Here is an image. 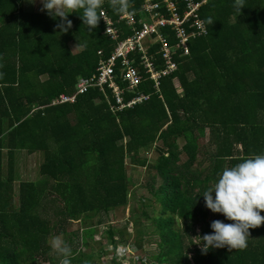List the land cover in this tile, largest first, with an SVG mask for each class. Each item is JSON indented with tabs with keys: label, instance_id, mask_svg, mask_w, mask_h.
<instances>
[{
	"label": "trees",
	"instance_id": "16d2710c",
	"mask_svg": "<svg viewBox=\"0 0 264 264\" xmlns=\"http://www.w3.org/2000/svg\"><path fill=\"white\" fill-rule=\"evenodd\" d=\"M131 2L137 8L142 0ZM233 3L206 0L198 13L207 33L190 38L188 55L175 57L177 70L160 80L158 91L144 74L135 91L148 94V101L113 113L98 90L73 104L50 105L73 93L78 77L95 72L99 50L104 57L112 52L104 20L89 33L82 13H73L71 29L61 33V21L47 12L24 10V0H0V264H59L49 241L65 236L74 221L87 225L74 236L89 247L102 215L108 220L130 200L127 163L151 173L150 196L141 206L158 204L151 220L159 250L146 264H264V226L249 230L245 250L202 254L193 239L211 234L214 220L232 223L208 210L202 196L222 169L264 154V0H245L239 16ZM103 10L118 17L107 0ZM120 28L119 39L131 34L123 23ZM164 33L176 42L169 28ZM78 41L86 47L74 52ZM145 150L156 155L148 165L139 156ZM23 152L42 157L41 179L19 181L16 162ZM104 229L109 251L115 236L124 242L125 230ZM135 232L141 249L146 231ZM71 249L73 264H94L92 253Z\"/></svg>",
	"mask_w": 264,
	"mask_h": 264
},
{
	"label": "built area",
	"instance_id": "2783aa9c",
	"mask_svg": "<svg viewBox=\"0 0 264 264\" xmlns=\"http://www.w3.org/2000/svg\"><path fill=\"white\" fill-rule=\"evenodd\" d=\"M205 1L143 0L138 9L132 4L131 11L134 15H118L116 19L108 18L104 10L106 23L104 21L103 33L114 42L112 52L108 57H104L102 50H99L97 55L100 59L95 72L89 77H78L74 92L62 93L50 105L73 104L78 96L90 90H98L113 113L148 101V94L135 91L143 80L142 76L145 74L158 91L160 80L177 70L175 57L188 55L190 38L207 33L206 25L198 13ZM121 23L131 31V34L123 39H119L122 33ZM166 28H169L176 39L173 44L168 40L170 34L164 33ZM155 44H158V47L150 52ZM126 94L132 96L126 99ZM117 245L130 248L127 255L128 264H146L145 258L135 253L134 246L126 243ZM112 258L117 260L114 251Z\"/></svg>",
	"mask_w": 264,
	"mask_h": 264
},
{
	"label": "clouds",
	"instance_id": "9594fccd",
	"mask_svg": "<svg viewBox=\"0 0 264 264\" xmlns=\"http://www.w3.org/2000/svg\"><path fill=\"white\" fill-rule=\"evenodd\" d=\"M28 2L35 4L36 0H28ZM39 2L43 6L41 11L61 21L56 25L61 33L71 29L72 22L68 16L73 13H82L79 16L89 33L99 26L101 19L105 21L103 10L105 0H39ZM107 2L122 17L134 15L131 11L134 5L131 0H107ZM244 7L245 0H234L233 8L238 16L241 15V9ZM206 22L211 25L214 23L211 18ZM84 47L86 42L78 41L75 49ZM202 196L208 210L214 214H222L232 222L214 220L210 225L211 234L193 238L199 241L197 245L201 247L202 254H207L210 249L225 247L230 251L245 250L250 238L249 230L264 226V216L261 215L264 212V154L244 158L234 166H225L218 174L216 182L212 187L207 188ZM49 244L59 258V264H71L73 252L62 234L53 236ZM110 250L114 251L119 264H128L129 247L117 245Z\"/></svg>",
	"mask_w": 264,
	"mask_h": 264
},
{
	"label": "rangeland",
	"instance_id": "374dc122",
	"mask_svg": "<svg viewBox=\"0 0 264 264\" xmlns=\"http://www.w3.org/2000/svg\"><path fill=\"white\" fill-rule=\"evenodd\" d=\"M42 4L39 2V0H36L35 4H31L28 2V0H24L23 8L26 11H34V12H44L41 11ZM73 47V51L76 52L77 50ZM42 77L41 79H43ZM206 138L201 139V144L206 143ZM201 149H204L205 146L201 145ZM150 150V149H149ZM145 150L143 152L139 153V156L141 158H146L147 163L146 165L152 163L156 159V155L153 153V151ZM17 157L19 158L16 162V175L19 181H27L28 179L39 180L42 178L41 175H39L38 172V166L40 165L41 158H37L34 154H26L21 153L18 154ZM5 157H4V173L6 171L5 167ZM182 159H185L182 157ZM127 173L130 177V200L129 202L121 206L117 209H115L110 215L108 220H106V216L102 215V224L98 225V228L96 229V234L94 235L93 239L89 242V247L83 248L77 241V238L75 237L76 234L79 237L82 233V230L87 227L86 224H83L82 221H74L69 223L65 228L66 235L63 236L68 245L71 248H78L82 253L84 254H93V263L94 264H118L117 260L113 262L112 258V252L109 251L110 244L107 240V238L102 235V232L105 230L104 228L106 225H110L113 228L117 230H125V234L123 235V241L122 243L129 244L131 246H134L136 248L135 253L137 255H141L145 258L146 261L150 258L152 255L158 254V242L159 238L158 235L153 231L154 225L152 224V218L156 216L158 210V204L156 202L150 201V206H141V202H146L145 200L149 198V192L145 187V184L150 176V171L148 170V167H140L135 166L133 164L127 163L126 165ZM38 178V179H37ZM19 181H15L13 183V187L15 189H18ZM31 181V180H30ZM58 204V203H57ZM143 212L147 216H143ZM96 218L93 220V224H95ZM139 220V223L135 226L134 221ZM143 229L146 231V233L142 237V248H138L135 242V239L133 238L136 234V229ZM75 235V236H74ZM70 239L72 242H70ZM119 236H115V241L120 242ZM101 247L103 249H101ZM101 249V251H100ZM102 251L105 252L102 253ZM150 261V259H149ZM152 261V260H151ZM71 264H73V261H71Z\"/></svg>",
	"mask_w": 264,
	"mask_h": 264
},
{
	"label": "crops",
	"instance_id": "0c3cea01",
	"mask_svg": "<svg viewBox=\"0 0 264 264\" xmlns=\"http://www.w3.org/2000/svg\"><path fill=\"white\" fill-rule=\"evenodd\" d=\"M45 12V11H44Z\"/></svg>",
	"mask_w": 264,
	"mask_h": 264
}]
</instances>
